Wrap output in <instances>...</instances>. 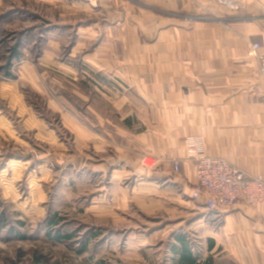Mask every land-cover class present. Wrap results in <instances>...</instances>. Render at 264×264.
Returning <instances> with one entry per match:
<instances>
[{
  "label": "rangeland",
  "instance_id": "rangeland-1",
  "mask_svg": "<svg viewBox=\"0 0 264 264\" xmlns=\"http://www.w3.org/2000/svg\"><path fill=\"white\" fill-rule=\"evenodd\" d=\"M58 20L44 0H0V264H180V236L198 264L228 262L208 252L194 184L129 144L146 129L138 87L79 61Z\"/></svg>",
  "mask_w": 264,
  "mask_h": 264
},
{
  "label": "crops",
  "instance_id": "crops-1",
  "mask_svg": "<svg viewBox=\"0 0 264 264\" xmlns=\"http://www.w3.org/2000/svg\"><path fill=\"white\" fill-rule=\"evenodd\" d=\"M234 1L239 6L217 0H44L59 13L60 28L76 27L79 61L138 87V120L146 129L129 144L138 156L155 160L150 170L160 168L164 180L180 176L175 183L184 192L197 182L188 160L191 138L201 139L208 156L264 180V82L257 60L247 54L250 43L261 44L264 54V0ZM192 190L190 201L206 211L208 252L232 255L213 264H264V210L255 205L210 212L191 198Z\"/></svg>",
  "mask_w": 264,
  "mask_h": 264
},
{
  "label": "built area",
  "instance_id": "built-area-1",
  "mask_svg": "<svg viewBox=\"0 0 264 264\" xmlns=\"http://www.w3.org/2000/svg\"><path fill=\"white\" fill-rule=\"evenodd\" d=\"M260 51L261 44L250 43L247 54L257 60L259 77L264 82V54ZM188 158L197 170V182L191 198L203 203L208 211L222 212L255 205L264 210V180L249 176L224 159L208 156L200 138L188 141ZM180 165V161H174L175 172L180 170ZM146 166L150 168L148 164Z\"/></svg>",
  "mask_w": 264,
  "mask_h": 264
},
{
  "label": "trees",
  "instance_id": "trees-1",
  "mask_svg": "<svg viewBox=\"0 0 264 264\" xmlns=\"http://www.w3.org/2000/svg\"><path fill=\"white\" fill-rule=\"evenodd\" d=\"M178 241L183 244L181 249H175L176 253L179 255L180 264H198L197 259L193 257L192 253L190 252V248L186 239L180 236L178 237Z\"/></svg>",
  "mask_w": 264,
  "mask_h": 264
}]
</instances>
